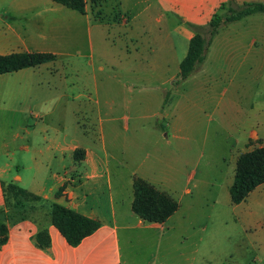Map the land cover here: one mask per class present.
Returning <instances> with one entry per match:
<instances>
[{"label": "rangeland", "instance_id": "374dc122", "mask_svg": "<svg viewBox=\"0 0 264 264\" xmlns=\"http://www.w3.org/2000/svg\"><path fill=\"white\" fill-rule=\"evenodd\" d=\"M111 1L102 14L58 3L56 13L36 15L25 4L43 11L45 1L8 0L9 23L22 33H44L38 47L57 54L20 76L25 89L34 87L33 78L49 83L51 104L30 91L20 92V105L28 114L51 116L48 122H80L103 138L114 187L133 172L178 201L159 243L133 229L125 251L134 264H264V183L238 203L229 194L238 155L264 144V46L255 57L221 48L210 59L208 52L181 79L185 39L176 16L138 13V0H127L129 22L112 25L118 18ZM20 2L24 9L17 11ZM254 131L261 138L252 137ZM18 144L7 158L6 179L22 186L13 178L24 174L15 168ZM18 215L20 207L11 204L0 220Z\"/></svg>", "mask_w": 264, "mask_h": 264}, {"label": "crops", "instance_id": "0c3cea01", "mask_svg": "<svg viewBox=\"0 0 264 264\" xmlns=\"http://www.w3.org/2000/svg\"><path fill=\"white\" fill-rule=\"evenodd\" d=\"M43 1L46 10H35L34 3H29V8L25 4V7L36 15L47 10L54 14L60 10L58 2ZM167 1L171 3L169 7L159 0H138L136 3L139 2L141 6L138 13L152 11L166 20L168 16H176L179 31L185 39L183 52L186 53L190 36L198 30L206 31L212 13L224 0ZM8 3V0H0V54L23 50L53 52L49 48L38 47L41 40L46 38L44 33L29 32L25 28L23 30L29 33H22L9 23ZM107 5V0H86L84 13L90 10L102 14ZM110 5L118 18L112 21V25H126L130 19L128 15L132 12L128 1L112 0ZM23 9L24 4L20 2L17 11ZM135 15H131V18ZM94 22L102 23L97 17ZM239 46L242 50H238ZM263 46L264 12H255L223 22L213 35L205 54L211 53L212 59L213 53L224 48L228 54L255 57L261 52L259 47ZM215 47L214 52H211ZM28 68L31 67L0 73V206L4 205L2 182H7L6 176L10 174L11 164L7 158H12L15 144L19 143L20 164H16L15 168L23 170L24 174H13V178L23 181V187L45 198L46 206L37 210L39 216L47 215L48 204L56 201L97 218L100 225L72 245L54 224L47 221L51 244L47 249H42L32 239L38 229L36 222L29 217L9 221L8 238L0 245V264H134L127 259L125 251V247L130 245L133 229L145 230L148 238L159 243L166 237L161 227L171 215L163 222H149L142 220L132 210V178L136 174L130 172L124 184L114 187L106 160L109 153L103 138L95 139L94 135L91 136L95 133L87 131L80 122H48L51 116L39 112L28 114L25 111L24 104L20 105V92L30 94L31 91L35 94L39 91L43 94L41 100L49 104L51 98L47 96L55 92L49 83L34 78V87L25 89L20 86V76H29ZM252 137L261 138L256 131ZM77 148L84 149L82 158L74 157ZM104 187L107 189L106 199ZM59 188L61 194L55 196ZM101 193H104V198H101Z\"/></svg>", "mask_w": 264, "mask_h": 264}, {"label": "trees", "instance_id": "16d2710c", "mask_svg": "<svg viewBox=\"0 0 264 264\" xmlns=\"http://www.w3.org/2000/svg\"><path fill=\"white\" fill-rule=\"evenodd\" d=\"M68 8L81 13L85 12L86 0H53ZM255 12H264V2L260 0H224L212 13L206 31H195L189 38L185 55L179 62V77H188L205 57V51L223 22L240 19ZM56 54L51 51H15L0 54V73L15 71L24 67L38 66L47 61L54 60ZM83 148L74 150V157L82 158ZM264 183V144L255 146L240 153L236 159L232 182L229 186L230 200L233 203L242 201L248 193L258 184ZM4 205L0 212L11 204L20 207V215L9 219L14 221L29 217L38 224L37 231L33 234L34 243L47 249L51 244L50 234L46 225L47 221L54 224L65 236L67 241L75 245L87 234L94 231L100 221L97 218L80 213L71 207L52 201L48 204L47 215L37 212L46 206L45 198L15 181L2 182ZM132 210L144 221L163 222L172 215L179 206L178 201L167 191L157 188L147 179L134 175L132 178ZM61 194V188L55 196ZM12 199L13 203H12ZM8 222L0 220V245L8 238Z\"/></svg>", "mask_w": 264, "mask_h": 264}]
</instances>
